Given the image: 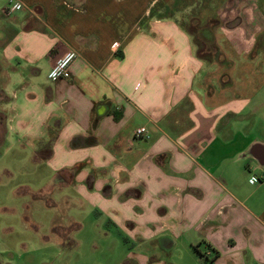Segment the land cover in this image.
<instances>
[{
	"label": "crops",
	"instance_id": "crops-1",
	"mask_svg": "<svg viewBox=\"0 0 264 264\" xmlns=\"http://www.w3.org/2000/svg\"><path fill=\"white\" fill-rule=\"evenodd\" d=\"M189 7L210 15L193 30L216 53L218 20L241 41L238 13L260 15L264 0H0V124L72 192L66 205L96 210L106 241L119 235L115 264H204L207 251L264 264V97L222 87L230 78L180 23ZM70 50L68 77L50 80Z\"/></svg>",
	"mask_w": 264,
	"mask_h": 264
},
{
	"label": "rangeland",
	"instance_id": "rangeland-1",
	"mask_svg": "<svg viewBox=\"0 0 264 264\" xmlns=\"http://www.w3.org/2000/svg\"><path fill=\"white\" fill-rule=\"evenodd\" d=\"M193 12L194 7H189L180 23L191 35L194 50L200 59L206 60L208 65L216 63L220 75L230 78V82L222 87H227L238 96H246L249 90V93L255 92L256 96L264 97V84H259L264 81V12L260 15L238 13L243 23L241 31L236 34H241L242 39L234 44L225 37L226 28L221 20L213 24L217 39L214 47L216 53L214 50L207 52L193 30L194 23L198 21L200 27H209L206 25L208 20L204 19L210 15L197 19L192 16L195 14ZM245 28L248 35L256 34L254 43L245 42L248 36ZM251 74L261 79H254L253 83L248 84L247 78ZM254 84L258 87L256 91L252 90ZM0 136V247L9 248L12 253V257H9V254H1V251L0 263L115 264L114 259L122 257L119 256V249L113 251V245L120 241L119 235L106 241L101 232H107L110 227L99 219L96 210L88 206L78 208L66 205L64 197L71 196L72 192L66 188L57 190L50 185L52 172L44 163H38L35 154L22 148V143L6 125L0 124ZM37 196L40 201L36 200ZM74 202L70 201V204ZM53 223L69 231L68 236L77 243L76 248H61L60 239L51 234ZM74 224H79L80 228L74 230ZM95 245L99 250L94 248Z\"/></svg>",
	"mask_w": 264,
	"mask_h": 264
},
{
	"label": "built area",
	"instance_id": "built-area-1",
	"mask_svg": "<svg viewBox=\"0 0 264 264\" xmlns=\"http://www.w3.org/2000/svg\"><path fill=\"white\" fill-rule=\"evenodd\" d=\"M24 8V5L20 2H16L12 5L10 11H19ZM79 54L75 50L68 51L63 57L57 60L55 66L49 73V79L56 81L59 79H64L68 77L69 69L71 65L78 59ZM136 138H148L147 129L141 127L136 131ZM257 179H252V182L256 183ZM213 254L207 251L204 254L205 262L204 264H213Z\"/></svg>",
	"mask_w": 264,
	"mask_h": 264
},
{
	"label": "trees",
	"instance_id": "trees-1",
	"mask_svg": "<svg viewBox=\"0 0 264 264\" xmlns=\"http://www.w3.org/2000/svg\"><path fill=\"white\" fill-rule=\"evenodd\" d=\"M74 230H76V228L74 227ZM53 232L56 234V235H62L61 237L63 238V247L65 249H73L75 247V242L74 241H71V239L69 238L68 236V233L69 231L66 230V229H61V228H58V226H56L54 229H53Z\"/></svg>",
	"mask_w": 264,
	"mask_h": 264
}]
</instances>
